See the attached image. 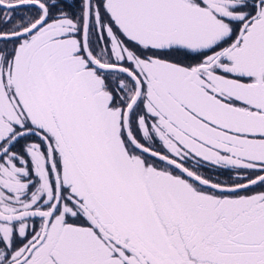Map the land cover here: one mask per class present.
Returning a JSON list of instances; mask_svg holds the SVG:
<instances>
[{"label":"snow or ice","instance_id":"1","mask_svg":"<svg viewBox=\"0 0 264 264\" xmlns=\"http://www.w3.org/2000/svg\"><path fill=\"white\" fill-rule=\"evenodd\" d=\"M0 264H264V0H0Z\"/></svg>","mask_w":264,"mask_h":264}]
</instances>
